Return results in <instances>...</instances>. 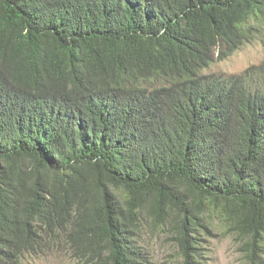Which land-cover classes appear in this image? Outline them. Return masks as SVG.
<instances>
[{"label": "trees", "instance_id": "1", "mask_svg": "<svg viewBox=\"0 0 264 264\" xmlns=\"http://www.w3.org/2000/svg\"><path fill=\"white\" fill-rule=\"evenodd\" d=\"M264 38V0H0V264L62 248L182 264L219 208L264 264V65L206 74Z\"/></svg>", "mask_w": 264, "mask_h": 264}, {"label": "rangeland", "instance_id": "2", "mask_svg": "<svg viewBox=\"0 0 264 264\" xmlns=\"http://www.w3.org/2000/svg\"><path fill=\"white\" fill-rule=\"evenodd\" d=\"M264 65V38L245 44L227 58L213 62L206 74L230 76L241 74L250 67ZM209 233L197 230L201 257L199 264H247L240 242L228 231V223L219 208L208 207L204 215ZM137 242L149 260V264H182L179 252L165 227L145 224L141 227ZM18 264H77L70 253L53 248L35 254H23Z\"/></svg>", "mask_w": 264, "mask_h": 264}]
</instances>
